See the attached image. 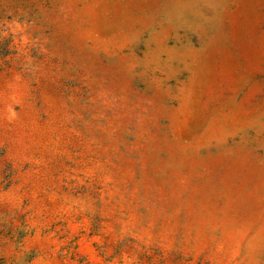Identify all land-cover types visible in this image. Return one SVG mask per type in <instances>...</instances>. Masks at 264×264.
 Masks as SVG:
<instances>
[{
  "label": "rangeland",
  "instance_id": "rangeland-1",
  "mask_svg": "<svg viewBox=\"0 0 264 264\" xmlns=\"http://www.w3.org/2000/svg\"><path fill=\"white\" fill-rule=\"evenodd\" d=\"M0 264H264V0H0Z\"/></svg>",
  "mask_w": 264,
  "mask_h": 264
}]
</instances>
